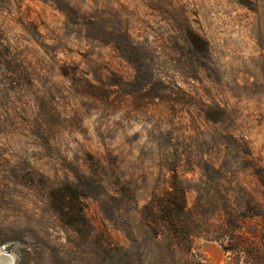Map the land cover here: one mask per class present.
<instances>
[{
    "label": "rangeland",
    "instance_id": "rangeland-1",
    "mask_svg": "<svg viewBox=\"0 0 264 264\" xmlns=\"http://www.w3.org/2000/svg\"><path fill=\"white\" fill-rule=\"evenodd\" d=\"M6 262L264 264V0H0Z\"/></svg>",
    "mask_w": 264,
    "mask_h": 264
},
{
    "label": "trees",
    "instance_id": "trees-1",
    "mask_svg": "<svg viewBox=\"0 0 264 264\" xmlns=\"http://www.w3.org/2000/svg\"><path fill=\"white\" fill-rule=\"evenodd\" d=\"M196 39L197 37H195V35L190 34V39H187V41L190 45L196 47ZM73 205V202L66 203L65 201H62L59 205L60 210H63L62 213L64 214V216H66L67 220H71L69 216H72L73 212L71 213L69 206H72L71 208H73ZM184 205V192L176 185H171V189L167 193H165V196L162 198L163 211L167 214L166 216L172 219L173 215H177L178 213H181L183 211ZM79 212L81 214V211Z\"/></svg>",
    "mask_w": 264,
    "mask_h": 264
},
{
    "label": "bare ground",
    "instance_id": "bare-ground-1",
    "mask_svg": "<svg viewBox=\"0 0 264 264\" xmlns=\"http://www.w3.org/2000/svg\"><path fill=\"white\" fill-rule=\"evenodd\" d=\"M5 264H11L10 262H6Z\"/></svg>",
    "mask_w": 264,
    "mask_h": 264
}]
</instances>
